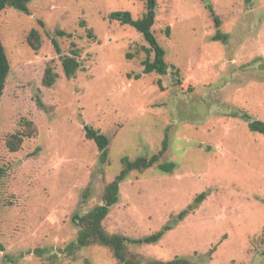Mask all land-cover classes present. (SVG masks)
<instances>
[{
    "label": "rangeland",
    "instance_id": "1",
    "mask_svg": "<svg viewBox=\"0 0 264 264\" xmlns=\"http://www.w3.org/2000/svg\"><path fill=\"white\" fill-rule=\"evenodd\" d=\"M208 1L218 28L199 0H156L152 32L165 75L143 74L153 58L147 43L108 19L114 11L140 18L145 0H30L28 15L0 12L9 64L0 97V264H119L106 247L72 245V218L101 204L122 158L152 155L173 169L130 172L101 223L107 234L139 239L191 208L157 243L128 245V254L264 264V137L241 118L264 122V0ZM32 30L37 49L27 41ZM217 31L224 41L211 40ZM73 46L80 67L67 79L61 59ZM48 67L50 87L42 84ZM84 125L108 138L104 153ZM19 133L11 152L6 140Z\"/></svg>",
    "mask_w": 264,
    "mask_h": 264
},
{
    "label": "trees",
    "instance_id": "2",
    "mask_svg": "<svg viewBox=\"0 0 264 264\" xmlns=\"http://www.w3.org/2000/svg\"><path fill=\"white\" fill-rule=\"evenodd\" d=\"M204 4L209 14L214 20L216 28L219 27V20L214 15L211 4L208 0H199ZM30 0H0V12L6 7L13 8L19 12L26 15L29 14L27 4ZM155 7L156 0H145V12L137 19L132 18L128 11H114L109 13L108 19L110 21H116L120 25H127L133 28L137 33L141 35L143 40L148 45V51L153 53L152 60L145 59L143 61V74L156 73L158 75H165L167 73L168 65L164 60L165 51L157 42L153 32L152 26L155 18ZM167 34L169 29H166ZM56 35L63 37L66 35L63 31H56ZM226 35H222L218 31L211 37L212 41H224ZM29 45L37 49L39 45L38 35L32 30L27 38ZM52 46L56 53L59 54V47L54 39H51ZM78 55L77 49L74 46L71 49L70 56H64L61 59V67L65 78L69 79L74 76L75 72L79 69L80 64L76 60ZM9 73V64L6 58L3 45L0 41V97L2 96L5 80ZM56 75L48 67L45 69L42 77V84L46 87H50L54 84ZM136 79L139 75L135 76ZM37 105L42 108V103L37 101ZM241 118L246 120L247 128L250 132L259 134L264 137V122L260 120L250 119L246 114H242ZM26 131L24 135L31 137L34 134V128L30 121L24 123ZM84 136L87 140L92 141L98 151L104 153L106 147L109 144L108 138L97 130H94L88 125L83 126ZM23 134H13L6 140V146L11 152L18 150ZM162 153V151L160 152ZM158 155H152L149 158L137 157L134 160H129L128 158L121 159L122 168L118 175L106 185L102 195V202L100 205L94 207L92 210L86 212L82 215H74L72 221L78 229V233L75 241L72 243L76 248H85L92 244H98L100 246L108 248L112 256L119 264H193V262L186 258H174L168 261H142L137 259L133 255H129L127 252V246H142L157 243L167 232L172 230V228L181 220H183L191 208H186L180 211L175 217H172L164 226H162L157 232L150 234L148 236L139 239H127L121 235L107 234L101 223L104 218L108 215L110 208L118 202V189L119 184L126 180L128 174L132 171H144L156 166L157 170L162 173H169L173 169L174 165L172 163H158ZM205 199V193H200L194 198L193 203L199 204ZM71 245V246H72ZM4 251V246L0 242V252ZM213 251L211 249L209 252Z\"/></svg>",
    "mask_w": 264,
    "mask_h": 264
}]
</instances>
